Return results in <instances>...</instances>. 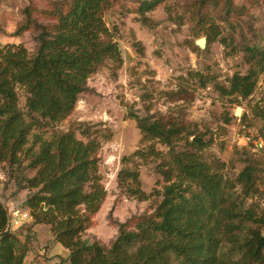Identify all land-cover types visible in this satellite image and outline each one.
Returning a JSON list of instances; mask_svg holds the SVG:
<instances>
[{"label":"trees","instance_id":"1","mask_svg":"<svg viewBox=\"0 0 264 264\" xmlns=\"http://www.w3.org/2000/svg\"><path fill=\"white\" fill-rule=\"evenodd\" d=\"M163 1L145 0L142 6L151 11ZM112 4L27 0L14 36L33 34L34 50L23 44L0 45V167L14 182L15 195L26 192L15 211L0 202V264H25L31 234L41 225L69 251L68 264H264L259 163L245 155L242 170L227 177L225 163L209 162L202 153L214 138L205 141L208 133L172 116L131 114L143 147L123 159L133 165L119 172L118 182L129 197L150 202V210L131 225L117 223V236L108 247L83 239L107 197L100 143L85 124L46 134L72 116L99 67L121 62L118 42L106 22ZM211 4L213 0L196 3L199 22L208 23L204 11ZM247 54V72L235 73L227 85L200 72L189 76L198 79L200 89L212 86L222 99L239 105L254 94L264 74V47L248 49ZM149 162L156 164L163 185L147 194L139 167ZM29 171L34 175L28 176ZM17 211L31 216L27 234L16 233L23 224L10 227Z\"/></svg>","mask_w":264,"mask_h":264},{"label":"rangeland","instance_id":"2","mask_svg":"<svg viewBox=\"0 0 264 264\" xmlns=\"http://www.w3.org/2000/svg\"><path fill=\"white\" fill-rule=\"evenodd\" d=\"M143 1L113 0L106 22L115 34L122 60L99 67L72 116L46 134L49 137L52 132L85 124L100 143V172L107 197L83 239L97 240L106 247L117 236V223L131 225L151 208L150 202L137 201L119 187V172L133 165L123 159L143 147L131 114L181 118L190 129L208 133L205 141L211 137L214 143L202 153L209 162L225 163L223 172L229 178L242 170L245 155L256 159L262 170L259 184L264 198V74L254 94L239 105L222 99L212 86L200 89L198 79L189 76L200 72L227 85L235 73L247 72V50L264 47V0H213L204 11L208 23L199 22L194 14L196 3L203 0H164L151 11L144 10ZM26 5L27 0H0V45L23 44L34 50L33 34L14 36ZM203 37L208 41L205 50L195 44ZM24 104L20 93V105ZM155 165L149 162L139 167L147 194L163 185ZM15 190L0 167V202L11 211L21 206L26 195H15ZM31 224L24 223L16 233L27 234ZM31 237L32 250L25 264H68L69 251L54 241L48 226L35 227Z\"/></svg>","mask_w":264,"mask_h":264},{"label":"built area","instance_id":"3","mask_svg":"<svg viewBox=\"0 0 264 264\" xmlns=\"http://www.w3.org/2000/svg\"><path fill=\"white\" fill-rule=\"evenodd\" d=\"M31 216L28 213L14 212L10 221L11 228H18L26 222H30Z\"/></svg>","mask_w":264,"mask_h":264},{"label":"water","instance_id":"4","mask_svg":"<svg viewBox=\"0 0 264 264\" xmlns=\"http://www.w3.org/2000/svg\"><path fill=\"white\" fill-rule=\"evenodd\" d=\"M207 43H208L207 38L203 37V38L198 39V40L196 41L195 44H196V46H197L199 49H201V50H205L206 47H207ZM195 140H196V139H195Z\"/></svg>","mask_w":264,"mask_h":264}]
</instances>
